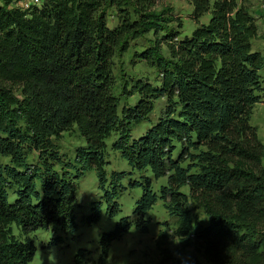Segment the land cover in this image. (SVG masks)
I'll return each instance as SVG.
<instances>
[{
	"label": "trees",
	"instance_id": "obj_1",
	"mask_svg": "<svg viewBox=\"0 0 264 264\" xmlns=\"http://www.w3.org/2000/svg\"><path fill=\"white\" fill-rule=\"evenodd\" d=\"M119 1L40 0L21 8L0 0V264H32L39 230L73 235L102 214L117 217L118 197L134 188L140 195L131 213L98 237V264L130 228L148 232L146 213L157 200L173 220L171 234L159 233L158 264H179L167 247L175 237L210 264H264V144L250 124L264 92V56L252 44L256 17L245 0H188L194 28L181 36L163 29L155 48L138 52L157 74L154 82L132 79L127 94L135 99L119 106L115 52L143 32L158 35L155 15L141 10L109 26L101 8ZM72 129L83 141L68 155L57 141ZM109 151L127 169L107 170ZM89 171L100 193L78 214L77 182ZM86 252L78 248L74 261L84 262Z\"/></svg>",
	"mask_w": 264,
	"mask_h": 264
},
{
	"label": "rangeland",
	"instance_id": "obj_2",
	"mask_svg": "<svg viewBox=\"0 0 264 264\" xmlns=\"http://www.w3.org/2000/svg\"><path fill=\"white\" fill-rule=\"evenodd\" d=\"M11 5L25 8L29 4H38L40 0H9ZM249 7V11L256 17L258 28V37L253 40V48L260 51L264 56V18H261L257 10L254 0H245ZM120 0L119 4L105 3L101 8L104 13L106 22L109 26L116 24L119 15L128 14L130 18H137L138 11L144 13H152L157 24L156 29L158 35L153 31L143 32L141 35L129 43V47L125 51L117 50L113 56V90L118 98L119 106L131 104L136 96L127 94V90L131 88L130 81L136 78H148L154 82L156 72L143 58L137 56L138 52L144 48H155L157 41L163 29H177L181 35L189 34L194 28L195 22L191 18L192 4L188 0ZM10 5V6H11ZM207 15L200 18V22H205ZM180 25V27H179ZM159 36V37H158ZM161 51L165 53L164 45ZM264 85V68L260 72ZM260 101L254 104L250 117V124L256 127L258 140L264 144V92L259 94ZM165 98L161 97L154 101V107L150 114V118L154 120L162 110ZM146 127L145 123L139 124L133 128V132L137 133ZM114 136L107 140L110 144ZM82 138L72 129L63 132L57 141L61 151L70 155L74 146L82 143ZM109 165L107 170H125L126 162L119 157L115 151H109ZM97 180L94 171L87 172L77 182V203L79 208L76 213L82 214L87 210L89 201L97 198L99 190L97 189ZM165 182V178L153 180V188L157 189L160 184ZM140 195V189H127L118 197L121 211L117 217L128 215L131 213L134 200ZM194 215L198 219L203 216L200 210H195ZM117 217L107 219L103 214L100 221L92 225L79 224L77 231L73 235L64 234L48 228L36 232L34 244L36 252L34 254L32 264H98L97 258L99 250L97 249V241L99 235L111 229ZM149 218V229L147 233H140L134 228H130L127 233L123 234L119 239L114 240L109 248L108 257L105 264H158L162 260V254L156 242L160 231L171 234L173 220L168 217L167 212L160 200L146 213ZM166 222V225L164 223ZM13 231L17 233L16 229ZM62 237L63 242L60 244H52L55 238ZM171 254V261L179 264H210L203 254L193 247H182L178 239L175 237L168 244ZM78 248L90 250L86 252L84 262L78 263L74 261V254Z\"/></svg>",
	"mask_w": 264,
	"mask_h": 264
},
{
	"label": "built area",
	"instance_id": "obj_3",
	"mask_svg": "<svg viewBox=\"0 0 264 264\" xmlns=\"http://www.w3.org/2000/svg\"><path fill=\"white\" fill-rule=\"evenodd\" d=\"M257 5V10L255 12H259L261 18H264V0H254Z\"/></svg>",
	"mask_w": 264,
	"mask_h": 264
}]
</instances>
